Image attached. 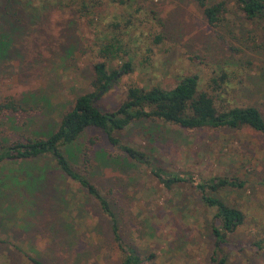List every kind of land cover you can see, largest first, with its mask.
Here are the masks:
<instances>
[{"label":"rangeland","instance_id":"rangeland-1","mask_svg":"<svg viewBox=\"0 0 264 264\" xmlns=\"http://www.w3.org/2000/svg\"><path fill=\"white\" fill-rule=\"evenodd\" d=\"M72 1L0 0V105L12 102L19 107L16 112L0 110L1 145L26 137L45 138L55 130L75 99L92 91L93 65L101 61L98 46L112 32L122 38L126 49L109 67L119 69L122 62L132 60L134 70L122 73L106 93L95 98L100 110L116 109L132 86L171 89L180 77L197 74L203 87L214 73L219 75L236 63L257 75L256 85L263 84L251 93L243 88L240 97L231 95L229 100L255 104L264 111V23L245 19L232 0H225L229 10L218 28L208 26L193 0H129L125 6L96 0L86 13ZM118 136L182 176L208 178L222 173L218 159L227 154L225 171L247 184L218 195L244 212L246 220L227 237L223 264H264V248L249 247L264 238V139L260 135L246 129L185 132L169 124L142 123ZM89 139L96 141L91 167L85 170L81 160L72 161L73 166L117 202L120 230L127 242L141 253L154 254L153 264H218L224 254L213 252L211 214L189 199L194 192L190 186L166 192L143 168L126 174L105 168L101 155L118 152L99 130H89L77 141L69 150L74 157H79ZM44 173L46 186L57 189L53 197V187L40 186ZM181 195L189 197L186 204L179 202ZM63 219L75 223L79 262L73 264H121L109 223L96 203L63 177L50 159L26 166L21 162L0 165V264H32L26 253L58 264L66 255L58 240L51 244V227Z\"/></svg>","mask_w":264,"mask_h":264},{"label":"trees","instance_id":"trees-1","mask_svg":"<svg viewBox=\"0 0 264 264\" xmlns=\"http://www.w3.org/2000/svg\"><path fill=\"white\" fill-rule=\"evenodd\" d=\"M89 1L91 3L86 0H73L72 5L78 6L80 12L86 13L89 12L90 7L94 8L92 2L96 0ZM128 1L110 0L117 6H125ZM193 1L202 10L204 19L211 28H218L229 10L225 0L213 4H210L209 0ZM232 1L245 19L264 23V0ZM103 40L105 43L98 46L101 61L93 65V79L90 83L92 91L78 96L73 106L62 114L55 130L49 132L45 138L26 137L23 141H15L8 146L0 144V165L21 162L26 166L40 158L50 159L63 177L78 184L96 203L102 216L109 223L111 243L120 255L121 264H153L154 254L141 253L132 243L124 239L118 221L117 202L103 194L84 172H80L73 166L72 161L75 163L74 160H81L79 164H82L85 170L91 167L96 141L89 139L83 151H80L79 157H74L75 155L69 150L89 130H99L104 134L108 144L118 152V155H101L100 160L105 164V168L117 169L121 174H126L132 172L134 168L140 167L148 171L150 177L166 192H178L186 185L194 190L191 198L181 195L179 202L186 204V200L189 198L200 204L202 212L211 214L208 227L215 238L213 252L216 256L224 254L223 258L221 256V259L216 261L218 264L225 263L227 255L224 250L227 237L242 227L246 220L244 212L226 204L218 195L224 190H241L247 184L246 180L235 173L225 171L227 168L224 167L228 165L229 160H227L228 155L222 152L223 154L219 156L218 164L223 168L222 173L208 178H198L193 175L182 176L161 167L153 161L148 152L141 148L124 143L118 134L134 125L160 123L172 125L185 132L221 129L241 131L246 129L264 139V111L262 108L255 104L238 105L228 97L231 95L240 97L243 88L249 93L257 89V75L252 71L242 70L238 68L240 67L238 64L233 63L219 75L214 73L207 85L203 87L197 74L180 77L171 89H164L160 85L132 86L127 89L124 100L116 109L102 111L95 105L94 99L106 93L122 73L130 74L134 70L132 60L122 62L119 69H111L109 62L116 61L125 54L126 45L115 32ZM155 40L159 42L160 37ZM262 72L264 73V70ZM18 108L12 102L0 105V110L10 109L16 112ZM41 176L42 184L40 186L45 187V173ZM261 184L264 187V181ZM46 187L53 186L48 184ZM53 188L54 193H51V197L57 193V189ZM71 221V219L67 221L63 219L58 225L53 222L51 227V244L58 240L64 246L62 252L69 257L64 256L58 264L79 262V253H76L75 249V240L78 237L75 232V223L71 224ZM249 247L263 249L264 238L252 242ZM62 252L61 256L63 257ZM52 254L56 255L55 250H52ZM25 256L32 264H48L45 259L27 253ZM212 259L215 260V257Z\"/></svg>","mask_w":264,"mask_h":264},{"label":"water","instance_id":"water-1","mask_svg":"<svg viewBox=\"0 0 264 264\" xmlns=\"http://www.w3.org/2000/svg\"><path fill=\"white\" fill-rule=\"evenodd\" d=\"M95 100V99H94Z\"/></svg>","mask_w":264,"mask_h":264}]
</instances>
